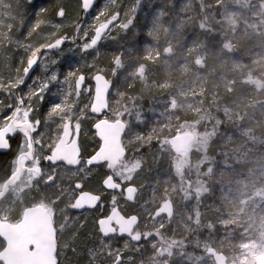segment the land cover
<instances>
[{
    "label": "snow or ice",
    "instance_id": "6c2138e0",
    "mask_svg": "<svg viewBox=\"0 0 264 264\" xmlns=\"http://www.w3.org/2000/svg\"><path fill=\"white\" fill-rule=\"evenodd\" d=\"M32 6L0 0V264H264V0Z\"/></svg>",
    "mask_w": 264,
    "mask_h": 264
},
{
    "label": "trees",
    "instance_id": "16d2710c",
    "mask_svg": "<svg viewBox=\"0 0 264 264\" xmlns=\"http://www.w3.org/2000/svg\"><path fill=\"white\" fill-rule=\"evenodd\" d=\"M63 2L66 5H71V6L75 7L76 0H63ZM106 2H107V0H100L99 6L100 7L103 6V4L106 3ZM181 2H182V0H176L177 7H179V4ZM130 3H132V0H124V4L125 5L130 4ZM56 4H57V0H34V6H32L30 8V10L28 11V13H27L26 27H27V23L28 22H34L35 11H36L37 8L44 7V8L49 9L48 15H49V17H51L52 14H53V12H54V9L56 7ZM85 19L91 21V19H92V13L90 15H88L87 17H85ZM137 19H138V21H140L142 23V18H141V16L139 14H138ZM26 27H25V29H21L20 30V33H19L20 36H23L24 35V33L26 31ZM71 31H72V29L69 28L68 29V32L70 33ZM101 47L102 48H105V49L111 50V49L115 48L116 45H115L114 42L109 41V42L103 44ZM22 54L23 53H22V50H21L20 52L16 53V56H19V55H22ZM53 54H55V53H53ZM66 59L67 60H71L73 64H77V62L79 61V57L74 56L72 54H67ZM13 63L14 64L16 63L15 56L13 58ZM64 66H65L64 61H62L60 65H56L55 67H57L58 69H60L61 71H63ZM52 90H55V86H53V89ZM51 98L52 99H57L56 97H51ZM48 101H49V97L46 96L45 102H44V107L41 108V112H44L45 111V107L48 105ZM90 124H91V121L87 122L82 127V134H81V140H82V142L86 141L88 143H91V140H88L84 136L85 131H87L89 134L94 133V130H93V128L90 127ZM9 155L0 154V170L5 169L8 166V164L10 163ZM106 208H107V205H106ZM91 219H92V217H89V224L86 225L84 231H90V229H91V224H90ZM85 242H87V241H85ZM83 246L84 245L82 243L81 244V248H83ZM78 259L79 260H83L84 259V254L82 253L81 256ZM73 264H75V261L73 262Z\"/></svg>",
    "mask_w": 264,
    "mask_h": 264
},
{
    "label": "water",
    "instance_id": "95a60500",
    "mask_svg": "<svg viewBox=\"0 0 264 264\" xmlns=\"http://www.w3.org/2000/svg\"><path fill=\"white\" fill-rule=\"evenodd\" d=\"M100 3V0H97V4L99 5ZM92 12L90 11L88 15H90ZM38 71V67L34 68L33 70V74H36V72ZM33 74H30V75H33ZM0 154H3V153H0Z\"/></svg>",
    "mask_w": 264,
    "mask_h": 264
},
{
    "label": "rangeland",
    "instance_id": "374dc122",
    "mask_svg": "<svg viewBox=\"0 0 264 264\" xmlns=\"http://www.w3.org/2000/svg\"><path fill=\"white\" fill-rule=\"evenodd\" d=\"M102 7V6H101ZM57 68V67H56ZM42 74V72H41V69L38 67V71L36 72V74L35 75H41ZM85 132H87V131H85Z\"/></svg>",
    "mask_w": 264,
    "mask_h": 264
},
{
    "label": "flooded vegetation",
    "instance_id": "af4514ba",
    "mask_svg": "<svg viewBox=\"0 0 264 264\" xmlns=\"http://www.w3.org/2000/svg\"><path fill=\"white\" fill-rule=\"evenodd\" d=\"M94 130V129H93Z\"/></svg>",
    "mask_w": 264,
    "mask_h": 264
}]
</instances>
